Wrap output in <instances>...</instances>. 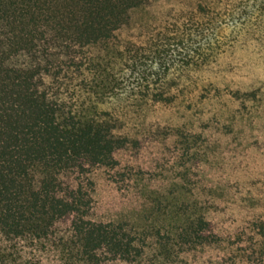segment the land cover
<instances>
[{
  "label": "trees",
  "instance_id": "trees-1",
  "mask_svg": "<svg viewBox=\"0 0 264 264\" xmlns=\"http://www.w3.org/2000/svg\"><path fill=\"white\" fill-rule=\"evenodd\" d=\"M261 64L264 0H0V264H264V220L198 198L203 120L153 116L231 67L254 102Z\"/></svg>",
  "mask_w": 264,
  "mask_h": 264
},
{
  "label": "rangeland",
  "instance_id": "rangeland-1",
  "mask_svg": "<svg viewBox=\"0 0 264 264\" xmlns=\"http://www.w3.org/2000/svg\"><path fill=\"white\" fill-rule=\"evenodd\" d=\"M171 5L172 3L164 2L157 8L165 9ZM174 6H176V9L181 8L178 5ZM182 9L185 11L188 8L183 7ZM132 33L136 35L137 31ZM236 71L237 69L231 67L228 72L223 74L224 77L217 76L211 83L200 82L199 89L193 90L196 92L195 94L193 91L190 94L188 93L187 96L189 98L184 99L186 95L174 92L177 97L176 102L172 105L155 109V114H153L155 118L159 117L161 119L160 123L172 126L190 123L191 119L195 120L192 123L196 125L197 119L203 120L202 123L199 122L201 124L194 127L193 133L202 135L201 137L208 143L215 142L214 148L218 151L212 152L209 157L211 166L209 172L214 174L217 180L214 181V184L201 182L196 192H199V199H203L202 196L205 194L206 207L209 208L207 218L216 221L214 222L215 224H218L217 221L219 219L225 220L226 217L236 218L238 223L242 218L244 223H247L248 218L251 217H259L264 220V64H261L260 67L253 71L258 76L260 84L259 88H256L259 90L254 95V102L250 101L244 104L245 96L243 92L245 89L238 86L242 76H238ZM182 99L184 101L180 102ZM246 105L249 111H247L248 117L245 116L246 112L243 110ZM188 106L190 110L186 109ZM240 107L243 108L239 110ZM235 111L240 112V115H237ZM220 147L222 148L219 149ZM250 148L252 150L253 148L256 149V153L259 150L261 151L256 156L255 165L248 170H238L241 167L240 164H243L242 161L247 156L246 152H250ZM223 163L225 164L224 166ZM160 184L163 187L166 186L165 182ZM214 185L215 188L208 195L205 189ZM252 189H257V192L259 189L260 195H256L255 199L259 200H256L254 205L246 202L235 204L233 202L235 198L230 197L232 195L244 196L245 199H249L252 196L249 197ZM228 202H233L234 204ZM216 206L219 208L224 206L232 207L236 209V211L231 209L236 216L230 214V210L225 211L216 208ZM239 206L241 212L237 211ZM242 225V223L237 225L236 231L241 229ZM228 227L229 223L227 222L226 229L221 233V237L227 241H232L231 243H235L236 241L233 242V236L236 232L235 227L232 226L227 230ZM233 249L234 247L230 250Z\"/></svg>",
  "mask_w": 264,
  "mask_h": 264
}]
</instances>
